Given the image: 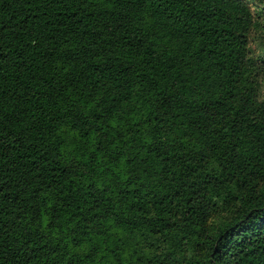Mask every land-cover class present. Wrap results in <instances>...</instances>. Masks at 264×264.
<instances>
[{"label": "trees", "instance_id": "trees-1", "mask_svg": "<svg viewBox=\"0 0 264 264\" xmlns=\"http://www.w3.org/2000/svg\"><path fill=\"white\" fill-rule=\"evenodd\" d=\"M263 54L264 0H0V264H264Z\"/></svg>", "mask_w": 264, "mask_h": 264}, {"label": "rangeland", "instance_id": "rangeland-1", "mask_svg": "<svg viewBox=\"0 0 264 264\" xmlns=\"http://www.w3.org/2000/svg\"><path fill=\"white\" fill-rule=\"evenodd\" d=\"M258 51H259V52H258ZM258 51H256V53H257V52H258V53H261V52H262V50H261L260 48L258 49ZM263 56H264V54H263ZM261 75L263 76V77H262V79H263V84H262L261 89H262V92H263V95H264V70L262 71Z\"/></svg>", "mask_w": 264, "mask_h": 264}]
</instances>
